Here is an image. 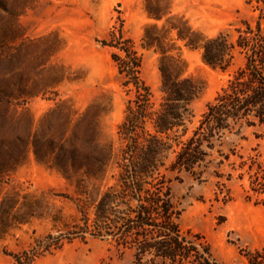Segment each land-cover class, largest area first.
Instances as JSON below:
<instances>
[{
  "label": "rangeland",
  "instance_id": "rangeland-1",
  "mask_svg": "<svg viewBox=\"0 0 264 264\" xmlns=\"http://www.w3.org/2000/svg\"><path fill=\"white\" fill-rule=\"evenodd\" d=\"M258 15L247 0H0V264H133L130 250L108 240L67 239L77 206L89 208L116 173L128 88L111 59L122 51L101 41H132L155 101L159 54L141 39L178 54L184 74L202 84L190 129L227 73L177 34L198 41L226 32L233 40ZM241 62L235 53L233 66ZM219 149L199 178L171 175L177 222L217 260L241 264L264 237L263 195L249 188L264 172V135L243 127Z\"/></svg>",
  "mask_w": 264,
  "mask_h": 264
},
{
  "label": "trees",
  "instance_id": "trees-1",
  "mask_svg": "<svg viewBox=\"0 0 264 264\" xmlns=\"http://www.w3.org/2000/svg\"><path fill=\"white\" fill-rule=\"evenodd\" d=\"M247 3L259 15L254 25L237 28L233 40L226 32L198 41L177 34L186 46L200 51L206 65L227 73L190 129L186 121L202 84L184 74L185 63L178 54L168 55L157 43L145 41L157 42L156 38L141 39L143 46L159 54L160 99L155 101L139 77L141 58L132 41L125 38L122 46L101 41L122 51L111 53V59L128 88L116 130L120 141L116 173L89 208L77 206L79 217L68 240L87 236L108 240L117 249L130 250L133 264H226L212 256L200 235L178 225L180 208L172 194L171 175L185 172L199 178L214 154H221L219 147L229 133L247 127L264 135V0ZM235 53L242 57L237 66ZM261 174L256 171L249 188L264 200V183L257 180ZM243 256L241 264H264V237L259 248L244 250ZM15 260L20 263L16 256Z\"/></svg>",
  "mask_w": 264,
  "mask_h": 264
}]
</instances>
